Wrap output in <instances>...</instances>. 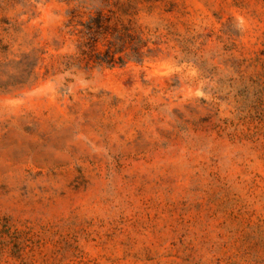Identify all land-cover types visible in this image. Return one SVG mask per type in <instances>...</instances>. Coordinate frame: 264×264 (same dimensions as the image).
Masks as SVG:
<instances>
[{
    "label": "rangeland",
    "instance_id": "1",
    "mask_svg": "<svg viewBox=\"0 0 264 264\" xmlns=\"http://www.w3.org/2000/svg\"><path fill=\"white\" fill-rule=\"evenodd\" d=\"M0 264H264V0H0Z\"/></svg>",
    "mask_w": 264,
    "mask_h": 264
},
{
    "label": "trees",
    "instance_id": "2",
    "mask_svg": "<svg viewBox=\"0 0 264 264\" xmlns=\"http://www.w3.org/2000/svg\"><path fill=\"white\" fill-rule=\"evenodd\" d=\"M70 18L68 21L69 25H80V32L82 37H85L88 42H92L90 46L93 48L94 43L97 39L102 38L108 43L107 48L101 53V51L94 52V61L97 63H106L108 65L112 63H122V60L119 56L115 57L116 53L122 51V48H117L118 45H121L125 42V37L129 36L126 32V27L123 26L120 29L113 28V31H109V20L101 12L97 11L96 15H89L86 21L75 20L78 15L76 9H70L68 11ZM75 22V23H74ZM110 35L111 38H107V35ZM84 52V50H82Z\"/></svg>",
    "mask_w": 264,
    "mask_h": 264
}]
</instances>
